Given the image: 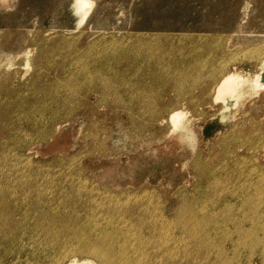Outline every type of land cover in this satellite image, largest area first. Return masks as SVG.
<instances>
[{
  "label": "rangeland",
  "instance_id": "rangeland-1",
  "mask_svg": "<svg viewBox=\"0 0 264 264\" xmlns=\"http://www.w3.org/2000/svg\"><path fill=\"white\" fill-rule=\"evenodd\" d=\"M76 1L0 0V196L8 192L2 201L7 204L15 193H27L16 195L19 205H41L25 211L32 223L16 233L20 238L0 242V264H36L23 254L42 256L37 254L41 249L51 250L53 230L74 219L89 225L92 218L103 222L111 215L112 227L124 216L129 219L123 218L125 229L145 233L142 224L150 226L145 236L154 244L143 250L147 262L207 264L206 255L183 257L177 236L166 238L159 227L172 229L162 220L172 219L182 189L193 190L197 177L187 160L196 152L195 157L216 160L222 142L228 141L235 163H252L246 152L252 142L227 135L234 121L224 119L220 104L204 95L211 84L195 70L224 60L247 79L256 73L264 81V70L254 64L264 47V0H88L84 17ZM36 58L49 67L29 86L38 74ZM94 63L101 67L93 68ZM185 69L188 75L178 76ZM86 76L106 81L104 91L111 90L87 93L82 85ZM72 85L77 97L71 96ZM172 107L189 118L184 155L156 157L147 144L163 126L148 134L138 128L152 113L167 114ZM241 108L256 115L251 124L240 125L242 133L248 134L255 121L264 135L261 95L245 100ZM87 133L96 139L87 140ZM96 142L108 153L85 155L91 147L85 144ZM258 157L262 166L264 147ZM232 183L229 179L221 191L228 201L239 193ZM162 239L174 241L166 243L178 258L166 259L169 251L158 247Z\"/></svg>",
  "mask_w": 264,
  "mask_h": 264
},
{
  "label": "bare ground",
  "instance_id": "bare-ground-1",
  "mask_svg": "<svg viewBox=\"0 0 264 264\" xmlns=\"http://www.w3.org/2000/svg\"><path fill=\"white\" fill-rule=\"evenodd\" d=\"M76 4L78 12L83 13L82 16L91 5L88 0H77ZM56 53L50 51L49 54L56 55ZM63 55L67 57V54ZM207 57H210L208 53ZM223 62L224 60H221L220 63L215 62L216 65L213 66L212 63L214 62L212 61L210 63L213 68L211 65L207 68L200 67L199 70H195V74L206 77V81L211 85L209 92L205 90L204 95H211L213 103L220 104L218 111L224 115V119L231 122L234 121V126L229 129L227 135L236 136L239 141L249 140L252 142V148L246 151L250 153L252 163L246 165L239 160L235 163L231 159L232 152L228 148V141L222 142V149L218 151L217 158L215 157L216 160H211L209 157L206 159L195 157L196 152L192 159L189 158L187 160V162L190 161L189 165L192 166L194 171L192 177L194 179L197 177L193 190L182 189L178 195L177 208L172 219L162 220L166 227L172 229L164 231L162 229L163 225H161L158 233L160 235L163 234L166 238L168 235L177 236V239L176 237L175 239L180 241V243L178 242L179 244L182 243L183 250L181 252H183L182 254L185 258H190L193 254H196L206 255L207 264H212L213 262L215 264H264V205L261 204V202H264V167L262 168L264 164L260 166L258 160L263 158H257L258 153L264 147V135L261 134L262 128L260 130L256 126L258 123L254 124L255 121H253L255 126L249 127L248 134L246 132L242 133L239 128L244 121L251 124L252 120L255 119L256 115H252L249 110L245 111L241 106L245 100L256 95H261L264 99V81L261 82L260 74L256 73H253L251 78L247 79L238 74L234 68L229 69V63ZM34 64L38 74L31 79L29 86L37 83V81L39 82L44 75L42 74L43 71L45 69L48 70L47 68L49 67L41 59L37 58L34 59ZM254 64L258 69L264 70V47L259 49V55ZM98 67H101V65L94 63L93 68ZM170 71V76L174 75L175 72ZM188 73L189 70L185 69L182 73L177 74L178 76L186 77ZM83 84L87 87V93L97 94L100 91L103 94L111 90L104 91L107 84L106 81H101V79L93 80L89 76H86ZM71 87V96L77 97L76 86L72 85ZM91 87L95 90L89 91ZM80 89L84 90L83 87H80ZM43 95L47 96L48 92H44ZM207 104L212 105V102ZM170 109L172 111L167 112V114L152 113L146 120L143 119L138 131L148 134L154 128H161L158 124L163 126L161 128L163 131H159L157 134L153 133L152 142L147 144L148 148L152 147L151 152L156 157L158 154H172L177 159L180 153L184 155L186 139L188 138L187 123H189V118L179 108L174 109L172 107ZM51 110L48 111L51 112ZM242 110H244L243 113L239 114ZM236 114L239 115L236 120H233L232 116ZM244 115L245 118L240 120ZM230 117L231 119H229ZM63 120L68 121L69 117ZM53 123L50 124V127ZM50 131L51 129L48 134H50ZM239 132L243 137H240ZM254 133L256 138L253 136ZM86 138L87 140L96 139L95 137L92 138L89 133H87ZM85 145L86 149L88 148L87 146L91 145L85 153L88 157L96 153V158H100L102 154L105 156L107 152L105 146L97 142L96 144L89 143L87 145L86 143ZM229 179L233 182L232 184H236L235 186L239 193L236 199L228 201L226 199L227 196H222L225 192L221 191L226 190L227 185L225 184H227ZM248 191H250V196L245 194ZM7 194L8 192H4L0 196V209L2 208L0 210V242L16 239L18 236L16 233L22 232L27 225L32 223L29 220V212L25 211L41 208L39 203L33 204L32 209L28 204L19 205V199L16 198V195L17 197H24L27 193L21 196L15 193L12 198L8 199L9 203L3 204L2 201L8 196ZM218 194L221 196L218 197ZM88 196L93 201L96 200L91 193ZM256 196H259L257 200ZM13 198L14 200L12 201L11 199ZM190 198H195V201L193 203L188 202ZM205 200L213 202L212 204L202 205ZM188 203L190 205H187ZM216 211H218V214ZM107 212L116 214L114 209H108ZM240 216L243 217L240 218ZM112 217L111 215L109 221L104 220L103 222L92 218L94 222H88L89 225L87 223H79L76 219L66 222L60 231L53 230L55 245L52 244L51 250L45 249L52 251L53 255H49L44 249H41L43 247L42 244L41 248H35V251L41 249L40 253L37 254L42 256H38L35 253H27L23 254V257H28L36 264H39L41 260L40 264H155V261L147 262L149 258L145 256L143 251L146 246L154 244L152 241H148L145 236L147 235L146 231L151 230L150 226L147 223L142 224L143 229H146L145 233L140 232L142 229L135 230L130 226L125 229L128 224L125 220L129 219L124 216L125 220L120 218L123 223L117 224L118 219L116 218L113 221L116 227H112ZM41 221L43 225H46L47 229H51V224L45 223L42 218ZM228 225L230 229L227 228ZM20 237L19 235L18 238ZM172 241L167 239L166 241H163V239L161 242L159 241L160 245L158 247H162L164 251H169L166 254V259L168 260L170 258L172 260L178 258L177 254H179L175 255L174 250L167 247L169 244L166 242Z\"/></svg>",
  "mask_w": 264,
  "mask_h": 264
}]
</instances>
